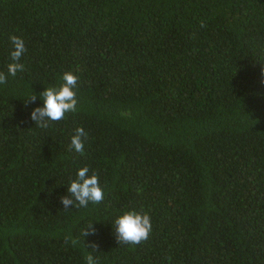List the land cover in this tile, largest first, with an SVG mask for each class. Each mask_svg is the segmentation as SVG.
<instances>
[{
  "label": "trees",
  "instance_id": "1",
  "mask_svg": "<svg viewBox=\"0 0 264 264\" xmlns=\"http://www.w3.org/2000/svg\"><path fill=\"white\" fill-rule=\"evenodd\" d=\"M12 35L27 51L0 84V264H264V0H0L5 73ZM68 71L77 111L36 126ZM84 166L104 199L64 209ZM127 210L151 217L139 245L116 239Z\"/></svg>",
  "mask_w": 264,
  "mask_h": 264
},
{
  "label": "clouds",
  "instance_id": "2",
  "mask_svg": "<svg viewBox=\"0 0 264 264\" xmlns=\"http://www.w3.org/2000/svg\"><path fill=\"white\" fill-rule=\"evenodd\" d=\"M201 26L204 22L201 21ZM10 42L13 50L10 53L11 62L7 65V73L0 71V84H6L8 76L15 77L18 72L23 71L24 65L20 63L21 57L27 51L25 41L22 37L12 35ZM63 84L60 87L47 86L45 90L39 93L43 100V106L35 107L31 112V119L35 125L46 129L50 121H60L65 118L66 113L77 111V86L78 77L71 71L65 72L62 76ZM37 94L31 95L27 102H35ZM87 133L83 127L76 129L71 137L69 150L77 153H84V142ZM89 173L87 166L81 167L76 178L71 181L68 187L67 196L61 197V203L64 209L72 207H87L89 203L100 204L104 199V189L100 184L97 173ZM115 235L119 244L139 245L146 241L152 231L151 217L147 213H140L135 210H127L118 216L114 222ZM96 229L93 223H89L81 232L85 238L90 234H95ZM65 243H71L73 246L78 243L71 235L65 237ZM89 247V245L87 244ZM97 244H91L92 250L98 249ZM86 264H99L98 260L89 252L85 256Z\"/></svg>",
  "mask_w": 264,
  "mask_h": 264
}]
</instances>
